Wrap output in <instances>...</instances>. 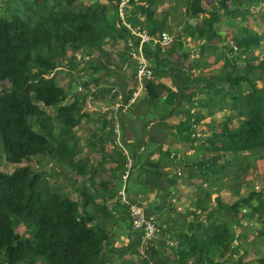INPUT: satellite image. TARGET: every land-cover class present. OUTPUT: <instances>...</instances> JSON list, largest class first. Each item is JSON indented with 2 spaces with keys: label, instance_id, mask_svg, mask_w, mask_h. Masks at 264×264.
I'll use <instances>...</instances> for the list:
<instances>
[{
  "label": "trees",
  "instance_id": "16d2710c",
  "mask_svg": "<svg viewBox=\"0 0 264 264\" xmlns=\"http://www.w3.org/2000/svg\"><path fill=\"white\" fill-rule=\"evenodd\" d=\"M10 1L20 4L0 15V84L8 82L7 88L0 93V145L5 159L11 164L23 161L30 164L33 159L44 157L46 164L56 161L61 172L57 173L54 168L45 170L46 165L42 161H39L37 171L29 164L11 174H5L0 169V264H98L103 253L108 251L106 244L110 235L104 222L97 223L99 219L95 217L93 199L97 197L102 201L101 214L106 218L112 217L108 200L115 193L113 190L111 193L109 188L96 189L97 174L89 170V160L77 159L81 148L75 131L86 118L87 98L94 99L96 96V91L90 90V84L96 87L102 79L91 74L88 83L83 84L84 91L77 92L70 99L67 89L57 80V74L72 60L69 49L80 52L79 58L84 61L85 57L91 58L95 53L99 57L106 54L103 47L107 40L116 41L121 36L127 41L132 39L131 34L119 22L120 2L113 6L115 16L110 20L102 14L100 3L83 4L78 0ZM143 1L147 2L145 6L137 5L136 0H130L129 6L139 12L148 11L147 19L154 26L148 33L166 32L165 24L156 21L155 12L150 10L157 1ZM233 1H236V6H233ZM261 2L264 3V0H221L207 13L208 17L201 26L185 24V33L193 39L222 40L218 29L220 22L225 21L228 26H233V23L236 26L234 21L245 22L247 16L252 15L248 4L258 7ZM185 8L188 18L206 15L202 0H189ZM132 18H127V21L135 26ZM239 31L245 37L235 41L232 37L231 40L238 53L227 45L223 49L244 60L245 66L238 71L237 59H234L235 64H231L233 60L225 58L223 70H227L224 81L234 93L231 101L235 114L232 116L240 121L237 127H231L233 117H230L221 132L210 140L213 156L196 168L192 166L195 174L189 177L201 176L208 189L200 187L195 211L192 212L193 233L176 238L179 244L172 251L176 258L172 264H228L232 254L238 252L233 242L237 228H244L245 219L255 220L257 229L254 230L264 236V190H252L245 197L240 194L242 182H245L242 177L250 171L251 160H264V86L259 87L251 78L252 74H257L264 84V58L259 60L254 56V50L260 48L264 36L251 28H240ZM157 52L160 53V50ZM255 61H259L257 66H253ZM90 67L94 73L102 69L99 63ZM244 83H249L251 90L242 97ZM146 87L152 100L158 99V91L163 90V86L155 85L153 80ZM47 108L55 112L50 114ZM34 123L38 124L40 131L34 130ZM187 123L188 131L189 127L191 129L190 118ZM1 156L0 168L3 162ZM117 163L119 168L126 169L127 160L121 155ZM230 173L234 175L230 184L237 182L227 188L237 199L236 202L226 204L218 194L216 205L212 206L209 200L212 194L218 192L211 187L215 186V181L226 178ZM56 174H71L73 180L74 176L84 180L76 200L49 184V177ZM100 185L108 184L101 181ZM118 206L123 207L121 204ZM203 215H206V221H201ZM21 226L26 230L19 235L16 231ZM239 237L242 238L241 235ZM212 250L220 257H228V260L216 261ZM139 261V264H160L149 249ZM258 261L264 264V254ZM126 264L136 263L131 260ZM239 264H242L241 259Z\"/></svg>",
  "mask_w": 264,
  "mask_h": 264
},
{
  "label": "crops",
  "instance_id": "0c3cea01",
  "mask_svg": "<svg viewBox=\"0 0 264 264\" xmlns=\"http://www.w3.org/2000/svg\"><path fill=\"white\" fill-rule=\"evenodd\" d=\"M136 1H138L137 5L142 6L147 3L143 0ZM156 1L157 4L150 8L155 12L154 19L164 23L165 31L176 39V44L165 53L161 51L158 53L156 46H145V53L154 71L153 82L155 85L163 86V90L158 91V99L152 100L148 92L142 93L134 104L127 107L136 87V66L129 57L131 46L135 45L132 39L126 41L120 36L116 41L107 40L103 47L106 54L99 57V54L95 53L91 58L85 57L83 62L79 58L81 56L79 52L75 70H72L74 66L69 67L73 60L64 67L68 73H77L76 77L68 75L67 81H64L68 84L76 83L75 80L80 83V79L82 80L85 74H94L95 78L102 79L96 87L90 84L96 91V96L92 100L95 105L97 103L98 108L95 111L99 127L95 130L96 134L92 136L88 146L92 148L90 152H93L99 160L98 169L95 170V173L99 174L96 178L99 179L96 182L99 184L98 190L109 188L111 193L112 190L115 193L113 198L108 200L110 206L108 210L115 218V222L107 227V218L100 212L102 201L95 197L93 199L95 217L99 219V223L104 222L110 235L106 244L108 251L103 253L102 260L98 264H114L115 261L120 260L131 261L142 248V234L132 230L128 207L121 203L120 193L125 187L128 201L142 206L146 213L156 215L161 225L163 233L157 241L150 244L149 253L160 264L176 262L172 251L178 245L171 247V244H179L176 239L179 235L193 233L192 212L195 211L200 187L208 189V184L201 180V176H195L193 179L189 177L195 174L192 166L196 168L213 156V152L210 151V140L221 132L225 122L235 114L231 101L234 93L224 81V74H227V70H223L225 58L232 59L231 64H235L236 58L235 55H230L228 50L223 49V45L224 47L229 45V48L234 46L231 43L232 38L222 27L226 22L218 24L222 40L193 39L185 33V24L201 26L208 17L207 13L217 7V2L210 5L209 0H202V8L206 15L200 14L196 18H188L185 7L189 0H185L186 4H181V9L175 0ZM78 2L100 3L102 14L108 17L112 14L113 6L118 5L120 1L78 0ZM175 7L178 8L177 13L174 12ZM127 9V18L133 17L132 22L135 24L132 27L142 28L147 32L154 27L147 19L148 11L139 12L131 5ZM177 16H182L183 19L174 23ZM240 21L234 22L239 25ZM69 57H71L70 53ZM236 59L240 71L243 60ZM117 61L118 66L115 65ZM97 63L102 69L94 73L90 65ZM197 80L202 82L199 83ZM110 88L116 89L113 96L109 94ZM243 95H245L244 91ZM224 96L226 98L221 100ZM237 96H240L238 91ZM214 101H217L216 104ZM189 118L191 129L189 127L187 131ZM236 120L240 121L238 117H233L231 127L238 126ZM193 123L199 124L201 134L206 137L205 143L196 147L188 137L189 134L191 135ZM117 127H119L118 133H116ZM190 150L193 151L191 155ZM124 151L134 162L126 184L122 178L126 169L119 168L117 163L119 155L127 160ZM82 153L83 149L79 157ZM177 153L185 155L186 159L181 162L172 159L171 155ZM84 158L87 156L82 159ZM179 172L182 173L181 176L178 175ZM101 181L107 182L108 185L102 187ZM211 188L213 191L217 190L216 187ZM227 190L226 192H229V189ZM214 196L215 194H212L209 200L212 206H214L212 198L216 199L218 195ZM204 220L206 221V215L201 216V221ZM246 220L243 223L244 228H237L240 235L244 230L250 229ZM240 241L238 247L242 245L241 237Z\"/></svg>",
  "mask_w": 264,
  "mask_h": 264
},
{
  "label": "rangeland",
  "instance_id": "374dc122",
  "mask_svg": "<svg viewBox=\"0 0 264 264\" xmlns=\"http://www.w3.org/2000/svg\"><path fill=\"white\" fill-rule=\"evenodd\" d=\"M17 1V0H14ZM262 1V0H259ZM177 2V4L179 5L180 9H181V4H186L185 0H175V3ZM217 2V4L219 3V0H209L208 3L211 5ZM20 3L18 2V4H14L13 2H11L10 0H0V15L4 14L6 9L11 10L13 8H16ZM233 4H236V1H233ZM217 6V5H216ZM248 7L251 8L250 12H251V16H247V20L245 22L240 21L239 25L235 26V23H233V26H226V23H223L224 21H222V27L224 30L227 31V33L229 34V37H234V41L237 38H244L245 35L240 33L239 29L240 28H251L253 29L257 34H259L260 36H264V20H263V14H264V3H260V5L258 7H253L250 5V3L248 4ZM178 8L175 7L174 8V12L177 13ZM115 14L114 12L112 14L108 15V19L112 20L114 18ZM183 17L182 16H177L174 20L176 22H180V20H182ZM226 27H229L226 28ZM232 44L235 46V44L232 42ZM262 45L260 46V48L256 51L254 50V56L258 57L259 60L264 58V39L262 40ZM224 46V45H223ZM229 46V45H228ZM231 46V44H230ZM77 50L75 49H69L70 55L73 60V63L69 65V62H67L66 66L69 65V67L74 66V69H72L73 71L75 70L76 64H77V57L79 56V52L76 53ZM250 56V55H249ZM114 59V58H113ZM115 60V59H114ZM75 62V63H74ZM85 62V61H83ZM259 64V61H255L253 66H257ZM115 65H119L118 61L115 63ZM65 66V67H66ZM115 66V68L117 67ZM245 66V61L243 60V64L242 67L243 68ZM83 68V67H82ZM62 69V68H61ZM74 73V72H72ZM68 73V71H66V69L64 68L63 70L59 71V73L57 74V80L59 81L60 85L67 89L68 93L70 94V99L73 98V96H75V94L79 91H84V87H83V82H88L87 80L90 77V74H85L82 76V80L80 79V83H78L77 80H75L76 83L74 84H68V82H64L67 81L66 78H68V75L70 76H77V73ZM87 78V80H86ZM251 78L253 81L257 82V85L259 87L264 86L263 84V80H260V77L257 74H252ZM94 87L95 85L92 84ZM8 86V82L2 83L0 84V93L3 91V88H7ZM90 85V90L91 91H95L94 87ZM244 93H247L251 90V86L249 85V83H244L243 87L241 88V96L243 95V91ZM243 97V96H242ZM224 97L221 99L223 100ZM218 101V100H217ZM217 101H214V103L216 104ZM97 105V103H96ZM96 105L94 104L93 100L91 99V97L87 98V103L84 109V113L87 114L86 118L81 122V125L79 127V129H77L75 131L76 136L81 140L80 143V148L83 149V153L82 155L79 157H77V159H82L83 157L84 159L89 160V168L90 171H94L98 169V158L97 156L94 155L92 151L91 147L88 146L90 145V142L92 140V136L96 133L95 130L99 127V124L96 122L97 119V113H96V109L98 107H96ZM42 106V105H41ZM91 106V107H90ZM222 106V104H221ZM47 111L50 112V114L54 113L55 111L51 108H47ZM241 120H243L241 118ZM239 123V120H236V124ZM35 131H40L38 124L34 123L33 126ZM119 130V129H118ZM54 131L56 133H58L57 129H54ZM116 153V152H115ZM0 154L2 155V165H1V171L5 174H11L13 173L17 168H21V167H25L27 166L29 163L23 161L20 164H11L9 162H7V160L4 157V153H3V147L2 144L0 145ZM117 155V153H116ZM258 157V156H257ZM39 161H42V163H45V170L49 171L52 168L56 169L57 173H60L61 170L59 169V167H57L56 161L52 160L50 162H48L46 164V159L44 157H38L35 158L31 161V163L29 164L30 166H32V168L37 171L39 170ZM252 162H250V171L244 176L242 177V179L245 180V182L243 183V186L241 188V196L245 197L247 196V194L254 190L255 192H259L261 190H264V160L258 159L256 158V160H251ZM99 175V174H98ZM98 175L95 176V178H98ZM75 180L71 179V174H66V175H51L48 179V182L51 186H54L55 188H57L60 192L71 196L74 200L77 199L76 196H78L80 194L79 189H81V187L84 185V180L80 177V176H74ZM234 178V175L232 173H230L228 176H226V178L222 179V180H218L215 181V186L217 188V190L215 192H218L215 194L214 197H216V195H220V197H222L221 199L224 200L225 203L227 204H234L236 202V198L233 195L232 192H226L228 191L227 187L229 186V188H231L232 186L236 185L237 181H233L231 184L230 182L232 181V179ZM99 180V179H97ZM96 180V182H97ZM229 180V181H228ZM99 184L96 183V188L98 189ZM94 190H92L91 192H93ZM215 198H212V202L213 205L215 206V202H214ZM98 203H100L99 201H97ZM110 207V206H109ZM115 218L114 217H107V221L106 225L107 227L111 225H113V222ZM99 223V222H98ZM100 224V223H99ZM246 224L250 227V229H246L244 230V232H242L241 230V236H242V245L240 248H238L239 244L233 242V247L236 249H238V252L235 257L232 254L231 258L228 261V264H239V258L242 260V264H259V258H261V256H263L264 254V236H260L258 235V230H254L257 229V225L255 220H246ZM253 226V227H252ZM259 226V225H258ZM255 227V228H254ZM26 228L21 226L17 229V233L19 235L24 234ZM239 243V242H238ZM212 253H214L215 259L218 262H222L225 259L228 260V257H220L218 256V253L212 250ZM118 259V258H117ZM133 260L136 264H139V258L136 257ZM128 261H119L116 262L114 264H126Z\"/></svg>",
  "mask_w": 264,
  "mask_h": 264
},
{
  "label": "built area",
  "instance_id": "2783aa9c",
  "mask_svg": "<svg viewBox=\"0 0 264 264\" xmlns=\"http://www.w3.org/2000/svg\"><path fill=\"white\" fill-rule=\"evenodd\" d=\"M130 0H121L118 5V18L120 24L125 26L132 37V40L135 42L134 46H131V51L129 53V57L132 61L135 62L136 71H135V82L136 87L133 92L132 99L128 103V106L134 104L137 99L140 97L142 93L147 92L146 84L154 79V71L151 65L150 60L148 59L145 53V46H156L162 53L167 52L171 49V47L175 44V37L168 32H161L156 35L149 34L146 30L142 28L132 27L127 21L126 9L129 6ZM233 50L236 52L238 48L236 46L233 47ZM53 76V75H52ZM83 91V90H82ZM116 89H111V94H115ZM126 107V108H127ZM119 127L116 129V133H118ZM192 145L198 146L200 144L205 143L206 137L201 134V130L199 124L193 123L192 131L190 135ZM127 157L126 170L125 175L122 177L124 184H126L130 177V172L134 166L133 160L129 158L127 152H125ZM193 153L192 150L189 151L191 155ZM171 158L176 161H184L186 156L183 154H172ZM179 176L182 175L181 172L178 173ZM126 187L123 188L120 193L121 203L128 207L130 219H131V227L134 232H138L142 234V248L138 252V258H144L146 256V251H148L150 244L157 241L162 235V228L159 223V220L156 215L148 214L145 212L142 206L137 204H132L128 201L126 195ZM237 232L234 242L240 244V237ZM239 242V243H238ZM177 244H171V247Z\"/></svg>",
  "mask_w": 264,
  "mask_h": 264
},
{
  "label": "clouds",
  "instance_id": "9594fccd",
  "mask_svg": "<svg viewBox=\"0 0 264 264\" xmlns=\"http://www.w3.org/2000/svg\"><path fill=\"white\" fill-rule=\"evenodd\" d=\"M234 47V46H233ZM234 51V50H233ZM235 52V51H234ZM235 53H238V51H236Z\"/></svg>",
  "mask_w": 264,
  "mask_h": 264
}]
</instances>
